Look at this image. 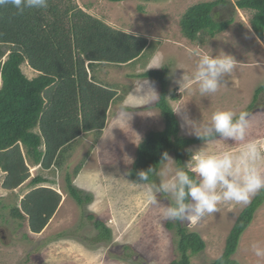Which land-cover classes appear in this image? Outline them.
Returning <instances> with one entry per match:
<instances>
[{
    "label": "rangeland",
    "instance_id": "1",
    "mask_svg": "<svg viewBox=\"0 0 264 264\" xmlns=\"http://www.w3.org/2000/svg\"><path fill=\"white\" fill-rule=\"evenodd\" d=\"M215 1L76 0L84 11L151 45L134 62L97 66L92 72L117 86L120 98L112 104L102 134L84 135L63 168L42 171L21 146L30 178L8 190L0 170V264H171L181 259L178 229L169 228L176 225L172 205L178 201L181 178L175 154L162 163L156 182L129 178L140 142L148 132L165 129L164 117L154 106L160 83L138 75L166 68L167 102L179 120L180 137L209 135L249 107L256 108L222 137L188 146L183 158L184 168L198 176L201 187L182 225L206 243L197 255L188 251L190 263L212 264L224 255L237 220L264 188V89L257 92L264 86V41L250 25L254 12L237 9L238 0H224L226 5L215 8V21L232 20L227 31L201 43L185 38L182 15L195 4ZM22 70L28 78L36 76L27 63ZM38 175L47 180L41 187L54 189L62 200L43 232L33 234L14 210H22ZM68 175L90 201L80 205L73 199ZM97 220L111 230L110 241L96 240ZM232 259L264 264V203Z\"/></svg>",
    "mask_w": 264,
    "mask_h": 264
},
{
    "label": "trees",
    "instance_id": "2",
    "mask_svg": "<svg viewBox=\"0 0 264 264\" xmlns=\"http://www.w3.org/2000/svg\"><path fill=\"white\" fill-rule=\"evenodd\" d=\"M221 4L226 2H202L188 8L180 20L185 38L201 43L227 31L232 20H214L215 8ZM235 7L254 12L250 25L264 41V0H238ZM149 45L148 39L116 29L84 11L76 0H0V58L6 57L0 64V170L6 174L2 186L14 190L30 178L21 146L36 166L50 171L65 166L84 135L95 132L100 136L112 104L120 96L117 86L103 83L92 72L97 66L120 67L134 62ZM25 63L36 73L35 77L25 75ZM138 77L160 83L159 100L154 106L164 117L165 129L148 132L140 142L129 178L136 183L156 182L162 163L171 153L175 154L181 178L178 201L172 205L176 225L169 224V228L178 229L182 257L171 264H191L188 251L197 255L204 251L206 243L199 234L187 233L182 225L193 194L201 187L198 176L183 166L185 149L222 137L256 108L249 107L209 135L183 138L179 136V120L167 102V68ZM263 89L264 86L257 90L258 94ZM81 170L82 165L76 168L75 175ZM46 182L44 176L35 177L31 183L37 187L23 199L22 210H14L17 218L27 220L33 234L43 232L62 200L54 189L41 187ZM66 182L69 194L78 204L90 201L74 186L71 175ZM263 203L264 188L237 220L224 255L212 264H239L232 256ZM94 225L99 231L98 242L112 239L105 223L97 220Z\"/></svg>",
    "mask_w": 264,
    "mask_h": 264
}]
</instances>
